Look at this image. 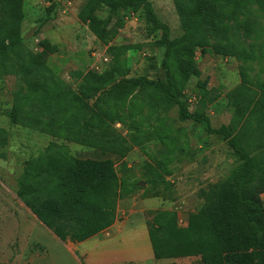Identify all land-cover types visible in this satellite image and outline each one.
<instances>
[{
    "label": "trees",
    "instance_id": "1",
    "mask_svg": "<svg viewBox=\"0 0 264 264\" xmlns=\"http://www.w3.org/2000/svg\"><path fill=\"white\" fill-rule=\"evenodd\" d=\"M173 2L182 29L177 37L170 36L150 0H86L78 18L106 45L113 32L108 27L109 18L100 17L99 12H142L147 35L160 34L164 79L125 77L119 61L125 48L110 45L107 51L112 64L101 73H75L82 81L76 92L65 89L36 54L22 49L24 0H0V74L15 73L26 89V93H16L8 116L15 125L124 158L133 146L140 145V134L125 137L111 124L122 123L128 107L133 129H138L134 92L153 95L167 108L175 106L179 120L204 123L208 134L219 135L232 150L235 163L223 179L200 190L203 203L188 215V227L180 226L177 214L169 210L148 221L146 231L154 258L199 257L203 264H264V69L262 77H249L248 62L256 55L252 48L241 45L236 34V28L243 29L244 35L251 34L253 13L264 11V0ZM197 51L242 61L240 76L245 87L234 99L227 125L211 127L208 116L191 112L184 100L192 78H196L194 90L207 104L220 97L218 88H208L207 78L200 79ZM99 93H106L107 99L92 109L89 101ZM9 138L8 131L0 127V149L7 146ZM0 157H5L3 151ZM147 183L152 187L162 183L167 188L169 182L156 170ZM138 189L136 182L118 176L113 159L78 158L52 142L25 162L16 179V196L37 220L60 241L74 243L110 227L117 218L119 200Z\"/></svg>",
    "mask_w": 264,
    "mask_h": 264
},
{
    "label": "rangeland",
    "instance_id": "2",
    "mask_svg": "<svg viewBox=\"0 0 264 264\" xmlns=\"http://www.w3.org/2000/svg\"><path fill=\"white\" fill-rule=\"evenodd\" d=\"M150 1L157 18L168 26L170 36L181 35L173 0ZM85 2L24 0L22 49L36 54L54 71L65 89L76 92L82 81L75 73H101L112 64L107 51L110 45L125 48L119 56L126 70L125 77L145 75L150 79H164L160 34L147 35L141 11L130 15L99 12L100 17L109 18L108 27L113 32V39L106 45L78 18ZM253 15L255 24L250 35L235 28L241 45L252 48L256 55L255 60L248 62L250 68L247 69L249 77L256 78L263 76L264 69V11H256ZM196 59L200 79L207 78L208 88H218L220 97L207 104L194 90L196 78H192L184 100L191 112L208 116L211 127L227 125L234 99L245 87L240 76L242 61L234 57L201 55L199 51ZM25 90L23 81L15 73L0 74V127L10 135L7 146L0 149L5 155L0 157V264H203L199 257L155 259L146 228L154 215L165 210L177 214L180 226L190 225L188 215L203 203L200 190L223 179L234 167L232 150L219 135L208 134L204 123L179 120L175 106L167 108L159 104L155 96L136 90L138 129H133L128 107L124 109V121L111 126L125 137L138 132L142 142L133 146L124 158L103 155L97 149L68 139L13 124L8 116L13 100L16 93H26ZM107 96L106 93L97 94L89 101V106L96 109L94 105L103 104ZM51 142L66 147L78 158H111L120 178L140 186L128 198L119 200L117 218L110 228L84 242L60 241L16 196V179L25 162ZM156 170L169 182L167 188L162 183L156 187L147 183ZM261 199L264 203V193Z\"/></svg>",
    "mask_w": 264,
    "mask_h": 264
},
{
    "label": "crops",
    "instance_id": "3",
    "mask_svg": "<svg viewBox=\"0 0 264 264\" xmlns=\"http://www.w3.org/2000/svg\"><path fill=\"white\" fill-rule=\"evenodd\" d=\"M110 228V227H109ZM104 232V231H103ZM96 236V235H95Z\"/></svg>",
    "mask_w": 264,
    "mask_h": 264
}]
</instances>
